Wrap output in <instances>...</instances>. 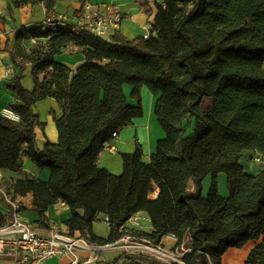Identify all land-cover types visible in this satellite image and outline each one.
Instances as JSON below:
<instances>
[{"label":"trees","instance_id":"obj_1","mask_svg":"<svg viewBox=\"0 0 264 264\" xmlns=\"http://www.w3.org/2000/svg\"><path fill=\"white\" fill-rule=\"evenodd\" d=\"M33 1L11 0L10 18ZM40 1L49 16L59 0ZM135 1L153 19L148 34L134 40L119 31L103 40L69 28L38 27L16 31L13 43L6 38L5 52L18 72L5 87L17 98L11 109L20 121L0 115V170L20 171L25 155L39 171L50 172L47 182L25 177L6 192L11 200L30 194L40 226L47 223V209L61 201L71 213L69 233L90 243L117 241L128 220L143 213L151 232H130L156 245L175 237L174 250H189L180 258L183 264H221L229 248L260 238L246 264H264V0H163L153 6ZM87 2L80 0L81 15ZM31 40L35 44L27 46ZM64 53L81 54L85 61L70 70L55 61ZM27 67L30 91L21 84ZM124 85L136 106L127 104ZM142 87L158 97L154 115L165 137L149 163L135 143L132 153L120 155L122 173L113 175L98 166V157L114 134L142 117ZM45 99L60 110L59 116L50 113L58 137L38 149L35 128L44 125L33 108ZM245 151L261 158L255 176L240 165ZM218 174L226 178V197L218 193ZM0 203L9 207L4 198ZM99 215L109 220L106 239L93 233ZM6 222L0 213V228ZM110 264L164 263L121 255Z\"/></svg>","mask_w":264,"mask_h":264},{"label":"crops","instance_id":"obj_2","mask_svg":"<svg viewBox=\"0 0 264 264\" xmlns=\"http://www.w3.org/2000/svg\"><path fill=\"white\" fill-rule=\"evenodd\" d=\"M150 6L154 4H163V0H145ZM6 9L0 5V17L4 19V22H0V49H2V57L0 60V110L2 108H11L16 102V96L4 89L6 84L4 73H2V67L6 64H10L9 55L5 52L6 38L11 40L15 32L20 29H35L41 21L47 16L46 10L43 8L40 0H34L31 5L23 7L20 10L13 11V18L11 19L8 12L11 6V0H5ZM80 0H59L55 6L53 13H51L54 19L61 20L68 28L79 26L82 22L83 15L90 12H97L99 14L105 13L107 9H111V13L120 17V22L112 28V31H119L121 35L127 40H134L137 37L146 36L148 34L147 29L151 27L153 15L150 14L146 8L140 7L136 4L135 0H88L84 14H80ZM14 38V37H13ZM39 44L44 45L45 40L38 41ZM35 44V40H31L27 43V46ZM55 61L66 66L70 70H75L78 66L84 63V56L81 54H64L55 57ZM123 94L126 98V102L130 106H136L137 101L131 98V88L126 85L123 86ZM142 98V110L143 115L140 118L132 120V124L125 127L118 132L116 138L112 139L100 153L97 164L100 168L107 170L113 175H119L122 173V161L120 155L123 153H132L135 149V143L140 145L142 151V161L145 163L150 162V156L156 151L157 141L165 137V133L159 126L156 117L154 115V107L158 99L157 96L153 97L146 90L145 87L140 91ZM46 106L50 111H54L56 116L60 115V110L56 102L52 99L45 100ZM35 112V111H34ZM37 114V112H35ZM38 120L44 125V128H35L36 143L38 149H41L46 142H57V131L53 120H40L39 114H37ZM52 119V118H51ZM51 121V122H50ZM114 148V150H111ZM247 153L253 154V152L245 151L240 159V165L250 175H257L261 168H257L255 165L250 166L247 160H243V157L249 156ZM256 157V153H254ZM259 157V156H257ZM256 157V158H257ZM50 176L48 169L39 171L25 155L21 156V169L18 172H10L0 170V200H3L4 196L9 197L6 192V187H9L15 180L25 177H35L40 181L47 182ZM210 176L206 177L202 182V196H205L210 186ZM218 193L226 197V178L217 176ZM189 189H194L193 184H189ZM3 193V194H2ZM157 190L151 197H155ZM3 197V198H2ZM15 201L20 203L22 208V217L28 222L32 229L40 234L47 235L50 229L56 228L62 233H69V229L66 226V222L70 219L71 213L68 207L61 201L50 206L46 211L47 223L44 226L38 224V216L32 204V196L30 194L24 197H16ZM0 213L9 219V207H5L0 203ZM142 215H145L141 213ZM146 216V215H145ZM104 217V222H105ZM148 218V217H147ZM145 233H150L152 228L150 220L145 223ZM108 226V225H107ZM76 234L78 232H75ZM94 233V232H93ZM79 234V233H78ZM95 234V233H94ZM263 238L257 241H250L240 249L229 248L221 257V264H246L249 253L262 242ZM162 246L173 249L174 243L165 237L160 243ZM70 257L53 258L48 260L45 264H68ZM0 264H17L12 260L0 259Z\"/></svg>","mask_w":264,"mask_h":264},{"label":"built area","instance_id":"obj_3","mask_svg":"<svg viewBox=\"0 0 264 264\" xmlns=\"http://www.w3.org/2000/svg\"><path fill=\"white\" fill-rule=\"evenodd\" d=\"M120 20V17L112 14L109 8L102 14L90 12L83 15L81 24L69 29L76 35L88 33L104 40L106 36L113 33L112 28ZM38 28L42 32H57L68 27L62 21L55 20L49 15L43 19ZM149 29L150 27L147 32ZM10 76L11 69L5 66L4 78L8 79ZM0 115L11 122L20 121L19 115L8 107L2 108ZM116 136L117 134H114L113 139ZM26 148L27 145L24 144L23 153ZM255 161L261 163V158L257 157ZM3 196L9 206V219L0 228V259L12 260L17 264H45L50 259L68 256L70 257L68 264H110L111 261L105 259V254L120 250L132 256H148L164 264H183L180 258L184 253L189 252L182 248L181 252L168 249L161 244H153L149 239L131 233L130 231L144 232V223L148 221V218L141 213L135 214L128 220L124 226L127 232L120 239L104 245L90 243L78 233H62L53 227L47 235H40L22 217L20 203L4 194ZM105 223L109 225L108 218H105ZM167 238L175 245V237L167 236Z\"/></svg>","mask_w":264,"mask_h":264},{"label":"rangeland","instance_id":"obj_4","mask_svg":"<svg viewBox=\"0 0 264 264\" xmlns=\"http://www.w3.org/2000/svg\"><path fill=\"white\" fill-rule=\"evenodd\" d=\"M0 5L3 7V9L5 10L6 9V2H5V0H0ZM138 5V4H137ZM8 14H9V12H8ZM48 16V15H47ZM46 16V17H47ZM51 17H52V15H50ZM53 18V17H52ZM54 19V18H53ZM55 20H58V19H55ZM61 21V20H60ZM42 22V21H41ZM66 26V25H65ZM39 27V26H38ZM67 27V26H66ZM14 36H15V34H14ZM13 36V37H14ZM13 37H12V39H13ZM109 37H110V35H108V37L106 36L105 38H104V40H108L109 39ZM11 40V39H10ZM11 42L13 43V40H11ZM1 53H2V49H0V60H1V57H2V55H1ZM64 54H68V53H64ZM64 54H61L60 56H62V55H64ZM2 61V60H1ZM5 66H9L10 67V69H11V78L18 72V69L14 66V65H12L11 64V62H10V64H6ZM4 66V67H5ZM2 67V73H4V68H3V66H1ZM6 80V79H5ZM5 82H7L8 83V81H5ZM21 84H22V86L25 88V89H27V90H32V88H33V81H32V77H31V74H30V68L29 67H27L25 70H24V72H23V78H22V80H21ZM4 86V89H6V87H5V84L3 85ZM127 86V85H126ZM127 87H129V86H127ZM146 88V87H145ZM7 90V89H6ZM146 90L150 93V95H152L153 97H155L153 94H151V92L148 90V88H146ZM8 91V90H7ZM8 92H10V91H8ZM12 93V92H11ZM140 98H141V94H140ZM46 100V99H45ZM45 100H42V101H38V102H36L35 103V105H34V111L35 112H37V114H39V118H40V120L42 121V120H52L51 119V115H50V113H51V111H50V109H49V107L48 106H46V102H45ZM135 100V99H134ZM137 101V100H136ZM137 104H138V102H137ZM208 105H209V99H204V104L202 103V106H203V109L205 110L207 107H208ZM141 106H142V98H141ZM143 108V107H142ZM51 122V121H50ZM185 124V123H184ZM191 133V128H189L188 129V131H187V134H190ZM247 155H249V156H246V157H243L242 158V161L244 160H247V162L250 164V166H256L257 168H259L260 167V163H258V162H256L255 161V158L257 157V156H259L258 154H256V157H255V155H254V153L253 154H250V153H247ZM220 175V177L222 178V177H224L225 178V176H224V174H219ZM154 190H155V187L152 185L151 186V189H150V196L154 193ZM92 228H93V232L97 235V236H99L100 238H102V239H106V237H107V235H108V231H109V228H108V226H107V224L104 222V216H102V215H99L95 220H94V222H93V226H92ZM174 249V248H173ZM121 255H129V254H127V253H125V252H123V251H114V252H111V253H106L105 254V259L107 260V261H113L114 259H116L117 257H119V256H121Z\"/></svg>","mask_w":264,"mask_h":264}]
</instances>
